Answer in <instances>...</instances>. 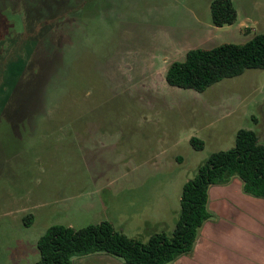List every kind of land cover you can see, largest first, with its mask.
Here are the masks:
<instances>
[{
  "label": "rangeland",
  "instance_id": "obj_1",
  "mask_svg": "<svg viewBox=\"0 0 264 264\" xmlns=\"http://www.w3.org/2000/svg\"><path fill=\"white\" fill-rule=\"evenodd\" d=\"M213 1L0 0V264H36L54 225L171 233L212 154L239 130L264 144V71L202 93L165 81L191 49L264 35V0H230L223 27Z\"/></svg>",
  "mask_w": 264,
  "mask_h": 264
},
{
  "label": "trees",
  "instance_id": "obj_2",
  "mask_svg": "<svg viewBox=\"0 0 264 264\" xmlns=\"http://www.w3.org/2000/svg\"><path fill=\"white\" fill-rule=\"evenodd\" d=\"M210 10L215 27L236 20L230 0H215ZM256 69L264 71V35H256L244 45L191 49L184 61L168 67L165 81L171 87L202 93L224 79ZM191 143L196 149L202 148L197 139ZM232 178L241 182L245 195L264 199V144L253 131L239 130L233 149L212 154L184 184L171 233H155L142 243L117 232L108 222L80 230L54 225L37 242L40 260L36 264H72L74 258L94 254L108 255L124 264H170L193 251L199 230L215 218L208 209L209 188L225 185Z\"/></svg>",
  "mask_w": 264,
  "mask_h": 264
},
{
  "label": "crops",
  "instance_id": "obj_3",
  "mask_svg": "<svg viewBox=\"0 0 264 264\" xmlns=\"http://www.w3.org/2000/svg\"><path fill=\"white\" fill-rule=\"evenodd\" d=\"M215 216L199 230L193 251L170 264H264V199L242 192L236 178L209 188ZM72 264H124L111 256L74 258Z\"/></svg>",
  "mask_w": 264,
  "mask_h": 264
}]
</instances>
